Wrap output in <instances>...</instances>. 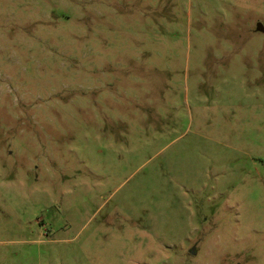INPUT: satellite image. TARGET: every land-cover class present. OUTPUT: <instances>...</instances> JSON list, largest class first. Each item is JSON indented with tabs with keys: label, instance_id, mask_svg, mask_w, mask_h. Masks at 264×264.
I'll use <instances>...</instances> for the list:
<instances>
[{
	"label": "rangeland",
	"instance_id": "374dc122",
	"mask_svg": "<svg viewBox=\"0 0 264 264\" xmlns=\"http://www.w3.org/2000/svg\"><path fill=\"white\" fill-rule=\"evenodd\" d=\"M0 264H264V0H0Z\"/></svg>",
	"mask_w": 264,
	"mask_h": 264
}]
</instances>
